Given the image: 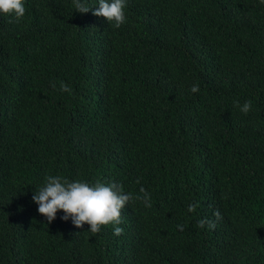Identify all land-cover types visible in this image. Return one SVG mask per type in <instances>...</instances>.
<instances>
[{
	"label": "trees",
	"instance_id": "trees-1",
	"mask_svg": "<svg viewBox=\"0 0 264 264\" xmlns=\"http://www.w3.org/2000/svg\"><path fill=\"white\" fill-rule=\"evenodd\" d=\"M23 2L0 15V264H264V4L127 0L115 28ZM49 175L122 185L123 234L49 224Z\"/></svg>",
	"mask_w": 264,
	"mask_h": 264
},
{
	"label": "clouds",
	"instance_id": "clouds-1",
	"mask_svg": "<svg viewBox=\"0 0 264 264\" xmlns=\"http://www.w3.org/2000/svg\"><path fill=\"white\" fill-rule=\"evenodd\" d=\"M260 2L264 4V0ZM72 3L76 12L87 13L91 10L94 16L104 17L115 28H120L126 21L124 9L127 0H98V8H90L87 0H72ZM25 12L23 0H0V15L12 16L16 22H19ZM60 91L71 93V88L61 82ZM191 91L199 92V86L193 85ZM251 106L250 100L245 101L243 105L237 102V107L244 114L251 110ZM140 192L142 195L136 196L135 199L141 200L146 207H150V194L143 188ZM132 199H134L133 195L125 193L122 185L116 182H96L90 185L85 181H68L52 175L45 177L44 185L35 190L32 196L33 202L38 205V213L44 216L49 224L56 219L57 213L62 211L61 219L64 221L71 219L76 228H83L87 224L88 231L96 234L102 227L112 224L115 226L114 235L117 236L123 234V228L118 226L122 223V210ZM195 207L189 205L188 211H194ZM215 215L219 218L218 212ZM205 223H208L209 227L214 226L211 222L199 220L197 227H204Z\"/></svg>",
	"mask_w": 264,
	"mask_h": 264
}]
</instances>
